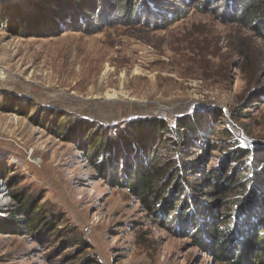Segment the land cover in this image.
I'll use <instances>...</instances> for the list:
<instances>
[{
  "label": "rangeland",
  "instance_id": "obj_1",
  "mask_svg": "<svg viewBox=\"0 0 264 264\" xmlns=\"http://www.w3.org/2000/svg\"><path fill=\"white\" fill-rule=\"evenodd\" d=\"M59 1L70 13L80 7L75 0ZM97 1L92 6L93 0H80L95 14L102 7L109 16L107 3L101 0L98 7ZM163 1L165 8L157 3L155 18L149 14L130 25L111 7L117 24L99 31V20L69 28L61 25L67 21L61 16L40 21V26L51 24L49 30H31L22 17L35 16L34 7L26 0H0V21L21 27V36L0 27V172L7 177L6 189L0 187V264L234 262L224 246L199 245L196 230L178 232L176 222L163 212H147L115 183L123 181L110 159L113 149L117 153L140 130L150 131L148 124L131 126L147 118L173 125L185 113H204L208 121V111L219 110L225 115L222 125L204 131L201 142L193 143L196 152L199 147L208 152L195 153L194 169L181 168L186 182L198 179L203 186L192 201L219 215L225 201L234 210L251 205L247 193L252 190L261 189L264 201V187L259 186V179L264 185V40L228 25L219 8L206 0H187L188 5L173 8L168 5L173 0ZM167 8L176 13L168 28L163 20ZM162 137L158 146L153 142L149 147L170 157L161 145L172 136ZM100 139L110 162L105 167L102 154L90 149ZM240 140H248L255 152L247 159L233 153ZM219 171L224 184L237 185L211 190ZM21 205L31 210L17 215ZM260 205L259 214L248 213L259 222L245 240H256L264 229V203ZM34 211L40 214L31 217ZM11 217L14 221L7 220Z\"/></svg>",
  "mask_w": 264,
  "mask_h": 264
},
{
  "label": "trees",
  "instance_id": "obj_2",
  "mask_svg": "<svg viewBox=\"0 0 264 264\" xmlns=\"http://www.w3.org/2000/svg\"><path fill=\"white\" fill-rule=\"evenodd\" d=\"M75 1V7L78 8L80 5L76 12L78 15L70 13V7L63 4L62 1L60 3L59 0H26L25 4H28L29 7H34L35 14H37L31 17L23 16L22 18L25 19L22 20L23 22L25 21L24 23L31 30H45L47 28L49 30L51 24L48 25L47 21H44L40 26V21L43 19H50V17L55 20L56 18L59 19L58 16H61L63 19L62 21H67L66 23H61L62 21H60L59 23L69 28L71 26H76L77 28L83 26L89 20L91 22L99 20L100 22L98 21V24L96 23L95 25L96 29L100 31L106 25L115 26V24H117L116 20L118 19L115 15L112 16L110 11L111 7L115 6L116 16H118L121 11L120 14L123 13L125 18L129 19L128 22H125L129 25L134 19H141V22H143V20L150 15L154 17V12L157 13L158 10L156 7L157 3L161 7L163 6V9L165 8L163 0H123L124 3H120V5H118V0H104V2L107 3L105 7L108 6L105 10L107 11L108 9L111 17L110 14L109 16L104 14V11L102 13V7H100L102 10H97L95 14L92 8L87 9L85 5H82L80 0ZM100 1H97L98 7L102 6L99 3ZM186 1L187 0H173L170 1L168 5L171 8L176 7V5L181 7L188 5ZM206 2L219 8L218 14L226 20L228 25H236L245 28L249 32L254 33L259 39L264 40V0H206ZM94 3L95 0H93L92 6ZM195 7H198V5H195ZM43 14L45 17H43ZM163 15V20L166 21L165 26L167 28L172 26L174 23L172 17L175 16L176 13L167 8L163 11ZM77 16L80 17L78 20ZM109 17H111V19ZM0 23L1 28L11 32L14 36H21V27L19 24L13 26L14 23L11 25L7 23L6 19H2ZM185 114L176 117L173 125L166 119L147 118L142 122H137V125L131 126V128L138 127L137 129H140L143 127L141 126L142 124H148L150 126V131L149 133H145L140 130V133H138L136 129L138 138L131 142L121 144V149L118 147L117 153V149H113L114 157L110 159H113L114 162L117 163L119 168H116L115 171L122 175L119 176L118 174V177L123 181L120 184L119 181L116 180L115 183L121 188L128 189L147 212L156 215L163 212L167 220L176 222L175 229H177L178 232L192 231V229L196 230L200 240L199 245L209 246L210 243L213 244L216 242L220 247L224 246L226 248L224 254L234 256V262H231V264H264V229L256 236V240H245V235L248 236L249 231H252L256 223L259 222L257 216L248 217V213L251 212V210L258 212V214L259 210L263 211L260 209V204L264 203L261 196L263 195L261 192L262 190L259 189L258 191L252 190L248 192L247 194L250 195V201H252L251 205L249 204L237 210H234L231 204L225 201L222 205V214L219 215L215 210L210 211L205 209L207 204L200 202L194 203V201H192L193 197L201 196V194L198 193L200 192L198 188L203 187L198 184L200 180L196 179L194 182H186L187 179L185 180V178L181 177V173L183 174L184 171L181 170V168H195V165H193L195 164V160H197L195 153L200 151V153L206 154V152H208V148L201 147H199V151L196 152V145L194 144L201 142V136L204 131H209L212 127L214 130L217 128L216 126L222 125L225 120V115L219 114V110H211L208 111L209 120L205 121L206 118L201 116L204 113H195L194 115ZM234 117L238 116L234 114ZM196 129H198V132ZM217 131L227 136L230 135L228 130L218 129ZM91 132L92 131H90V134H93ZM165 134H169L172 137H169V140H164L161 146L170 152V155L166 154L170 157L158 156L155 149H150L153 142H156L158 146L159 141L163 139L162 136ZM100 140L101 144L94 143L90 149L92 148L94 153L100 152V154H102L100 158L103 159V161L100 164L105 167L107 164H110V162L109 157L105 158V156H103V141L102 139ZM235 144H237L238 147L234 145L235 148L233 153L237 154L239 159H247L255 153L253 149H251L252 145L248 140H240ZM107 146L108 144L106 146L104 144V149H107ZM253 146L256 147L255 142ZM186 147L190 149V152L184 150ZM110 149L112 150V148ZM97 161L98 159L95 164L100 167ZM260 161L262 165H264V157H260ZM120 169L121 172H119ZM4 175V173L0 172V177L4 179L7 178L4 177ZM113 175L115 174L112 173L111 176ZM223 176L222 172L219 171L218 175L213 177V181L210 184L211 190L218 192L219 188L229 186L231 189L232 186L237 185V182L232 183V186L230 185L231 183L224 184ZM262 177H264V175ZM259 182V186H261V188L264 187V185H261L263 184V180L259 179ZM245 185L247 184H244V186ZM180 195L183 196V199L189 200H186V202L181 200ZM256 205L258 207L257 209L255 208ZM30 210L31 208L21 205L15 213L17 215H23ZM39 214V211H34L31 217ZM13 218L14 217H11L7 220L12 221ZM218 218L221 220L219 221ZM217 221H219V223ZM18 223L19 222H16V224ZM217 223L218 225H216ZM226 223L229 224L222 229L223 224ZM260 223L262 225L259 224L258 226L260 227L261 225L264 227V220L263 222L260 221ZM17 228H19V225H17ZM24 230L26 231L27 229L24 228ZM16 234L22 236L25 233L18 231ZM237 237H239V239H237ZM227 245L230 247H227ZM229 248L230 251L234 248V252H228Z\"/></svg>",
  "mask_w": 264,
  "mask_h": 264
},
{
  "label": "built area",
  "instance_id": "obj_3",
  "mask_svg": "<svg viewBox=\"0 0 264 264\" xmlns=\"http://www.w3.org/2000/svg\"><path fill=\"white\" fill-rule=\"evenodd\" d=\"M3 67L0 66V76L2 75V69ZM0 187H1V190H5L6 189V180L2 177H0Z\"/></svg>",
  "mask_w": 264,
  "mask_h": 264
},
{
  "label": "water",
  "instance_id": "obj_4",
  "mask_svg": "<svg viewBox=\"0 0 264 264\" xmlns=\"http://www.w3.org/2000/svg\"><path fill=\"white\" fill-rule=\"evenodd\" d=\"M228 122H229L230 124H232V122H231V121H229V120H228Z\"/></svg>",
  "mask_w": 264,
  "mask_h": 264
}]
</instances>
